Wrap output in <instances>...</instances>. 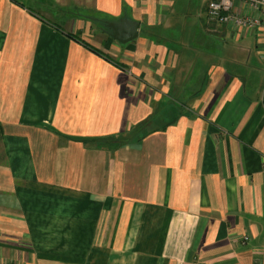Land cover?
Segmentation results:
<instances>
[{
	"label": "crops",
	"instance_id": "1",
	"mask_svg": "<svg viewBox=\"0 0 264 264\" xmlns=\"http://www.w3.org/2000/svg\"><path fill=\"white\" fill-rule=\"evenodd\" d=\"M211 1L0 0V264H264V33Z\"/></svg>",
	"mask_w": 264,
	"mask_h": 264
},
{
	"label": "built area",
	"instance_id": "2",
	"mask_svg": "<svg viewBox=\"0 0 264 264\" xmlns=\"http://www.w3.org/2000/svg\"><path fill=\"white\" fill-rule=\"evenodd\" d=\"M236 0H212L208 16L220 24L234 23L242 28V34L255 29H261L264 33V0H240L248 9L254 11L255 16H243L234 14Z\"/></svg>",
	"mask_w": 264,
	"mask_h": 264
},
{
	"label": "water",
	"instance_id": "3",
	"mask_svg": "<svg viewBox=\"0 0 264 264\" xmlns=\"http://www.w3.org/2000/svg\"><path fill=\"white\" fill-rule=\"evenodd\" d=\"M119 34L118 40L127 43L136 39L138 35L139 25L131 24L128 21L120 25H112Z\"/></svg>",
	"mask_w": 264,
	"mask_h": 264
},
{
	"label": "rangeland",
	"instance_id": "4",
	"mask_svg": "<svg viewBox=\"0 0 264 264\" xmlns=\"http://www.w3.org/2000/svg\"><path fill=\"white\" fill-rule=\"evenodd\" d=\"M195 1H197V2H198L199 0H195Z\"/></svg>",
	"mask_w": 264,
	"mask_h": 264
},
{
	"label": "trees",
	"instance_id": "5",
	"mask_svg": "<svg viewBox=\"0 0 264 264\" xmlns=\"http://www.w3.org/2000/svg\"><path fill=\"white\" fill-rule=\"evenodd\" d=\"M16 3H18V2H16ZM18 4H21V3H18Z\"/></svg>",
	"mask_w": 264,
	"mask_h": 264
}]
</instances>
